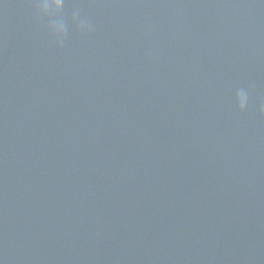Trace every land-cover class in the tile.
Here are the masks:
<instances>
[{"label":"water","instance_id":"obj_1","mask_svg":"<svg viewBox=\"0 0 264 264\" xmlns=\"http://www.w3.org/2000/svg\"><path fill=\"white\" fill-rule=\"evenodd\" d=\"M39 2L0 0V264H264V0Z\"/></svg>","mask_w":264,"mask_h":264},{"label":"clouds","instance_id":"obj_2","mask_svg":"<svg viewBox=\"0 0 264 264\" xmlns=\"http://www.w3.org/2000/svg\"><path fill=\"white\" fill-rule=\"evenodd\" d=\"M39 11L42 15L53 18L51 25L52 31L58 36H63L65 33V24L62 19H58V14L63 9V0H40ZM238 102L241 111H243L248 103V96L244 90L238 94Z\"/></svg>","mask_w":264,"mask_h":264}]
</instances>
